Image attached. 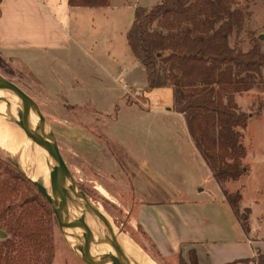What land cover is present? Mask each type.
Instances as JSON below:
<instances>
[{
	"label": "rangeland",
	"instance_id": "obj_1",
	"mask_svg": "<svg viewBox=\"0 0 264 264\" xmlns=\"http://www.w3.org/2000/svg\"><path fill=\"white\" fill-rule=\"evenodd\" d=\"M160 1L110 0V5L104 8L106 16L112 22V29L109 22L104 21L101 27L103 29L96 38L98 39L97 48L99 44L103 45V49L111 44L119 49V65L124 68L122 77L131 83L130 86L142 91V95L138 96L139 100L125 93L120 84L122 81L119 82L112 77L106 79L107 76L102 74L104 70L100 61L91 51L87 53L88 56L84 55L82 58L86 63L74 60L72 56L75 54L71 51L57 49L49 53L54 58L49 60L47 67L42 63L38 64L41 73L46 77V86L57 91L54 96L56 98L61 97L56 93H62L73 85L79 89L78 83L84 80L86 92L82 101L85 106H72L71 102L54 99L42 90V85L36 84L22 69H13L8 72L1 67V63L0 69L7 74L4 75L5 77L14 80L39 105L43 115L54 129L69 171L85 191L91 204L94 207H100L101 212L110 215L114 225L131 243L140 246L152 260L154 259L158 264H180V259L168 261L160 257L141 228L133 222L134 213L131 206L135 186L143 188L147 183L149 187H154V193H152L154 195L151 196L153 199L159 198V194L170 189L172 185L179 187V181L183 186L192 187L196 185L198 179L197 173H194L191 167L182 161L187 153H191L194 157L198 155L196 151L191 152L192 149H188L191 144L184 119L175 118V115H172L174 113L169 112L170 106L173 105L172 88H149L145 68L137 59L135 60L137 65L133 66L124 52L125 48L129 49V47L126 34L121 30L122 26L132 21L138 6L150 8ZM236 6L243 9L245 20L240 31L232 33L230 43L244 51L257 44L264 53V0H237ZM64 38L70 41V37L65 35ZM94 45L93 42L92 46ZM74 75L78 78L82 75L83 79H77ZM75 78L77 81H74ZM106 82L107 85L104 84ZM71 93L70 96H74L73 100L80 101L78 92ZM218 98L223 105L222 108L250 114L242 140L246 156L241 160V164L247 171L242 178L235 180L239 183L235 186L240 187L243 183L250 190L264 183V88L240 92L232 86L219 87ZM25 103L21 104L24 108L27 107ZM28 107L31 113L35 114L34 110ZM164 110L168 112L164 113ZM164 116H173L174 119L167 120ZM226 121L223 124L227 133H229L228 125L235 131L242 130L239 126H234L232 121ZM165 123L178 126V134L173 133L176 138L168 139L158 132L154 134L147 132L148 128ZM180 128L183 130L181 131ZM32 129L28 130L27 137L37 145L33 150L32 147L26 151L16 150L15 147L16 151H10L6 149L11 146L9 138L4 140L5 143L0 141V155L10 162L12 160L21 163L16 166L11 162L28 177H30L29 172L34 170L35 158L43 159L50 170L48 153L43 146L46 137L38 127L33 126ZM13 143L16 144V141ZM231 143L232 139L227 138L226 142L223 140L220 160L227 162L235 160L237 151L235 148L232 149ZM136 156L139 158L135 159ZM180 175H184V182L178 178ZM204 186L202 184L199 187ZM179 197H182V194ZM72 202L75 204L73 197ZM61 222L63 228L61 229L59 224L56 230L54 260L62 256L68 259L71 257L73 261L78 260L85 264L77 259L80 257L69 246L64 234L65 227H69L64 224V220ZM73 230L75 231L69 228L71 234L76 235ZM0 239H2L1 234Z\"/></svg>",
	"mask_w": 264,
	"mask_h": 264
},
{
	"label": "trees",
	"instance_id": "obj_2",
	"mask_svg": "<svg viewBox=\"0 0 264 264\" xmlns=\"http://www.w3.org/2000/svg\"><path fill=\"white\" fill-rule=\"evenodd\" d=\"M68 1L78 7L110 5V0ZM236 4L237 0H161L150 8L138 6L127 39L146 70L148 87L172 88L174 110L184 115L196 147L248 230L250 209L241 213L240 191L223 186L247 171L241 164L246 156L242 140L250 114L222 108L218 88L232 86L240 92L264 88V53L257 44L244 51L230 43L245 20ZM225 120L242 130L228 125L227 133ZM227 138L237 151L231 162L220 160ZM0 228L9 234L0 240V264H53L58 218L33 181L1 155ZM179 259L180 264H199L194 250L188 260ZM254 261L264 264V254L258 251Z\"/></svg>",
	"mask_w": 264,
	"mask_h": 264
},
{
	"label": "crops",
	"instance_id": "obj_3",
	"mask_svg": "<svg viewBox=\"0 0 264 264\" xmlns=\"http://www.w3.org/2000/svg\"><path fill=\"white\" fill-rule=\"evenodd\" d=\"M0 8V63L8 72L22 69L36 84L42 85V90L54 99L71 102L72 106H85L82 101L86 92L84 80L78 83L79 89L73 85L62 93H56L61 96L56 98L54 96L57 91L46 86V77L41 73L38 64L42 63L47 67L49 60L54 58L49 53L57 49L71 51L75 54L72 56L74 60L86 63L82 58L84 55L88 56L87 53L91 51L100 61L104 70L102 74L107 76L106 79L112 77L119 82L122 81L120 83L122 87L124 84L131 85L122 77L124 68L119 65V49L111 44L105 49L102 44L96 47L98 44L96 38L103 29L101 28L103 22H109L112 29V22L106 16L104 7L71 6L68 0H2ZM134 19L135 16L121 29L126 34L127 43V33ZM65 35L70 37V41L64 38ZM128 47L129 49L125 48L124 52L135 66L137 57L129 43ZM140 64L142 65L141 62ZM1 72L2 75H7L4 70ZM74 77L83 79L82 75L79 78L75 75ZM76 78L74 81H77ZM107 82L104 84L107 85ZM71 92H78L80 101L73 100ZM170 107L169 112H173L175 118L181 117L186 123L184 115L176 112L173 105ZM100 113L105 114L103 111ZM173 116L164 117L168 120L174 119ZM186 131L191 144L188 149H192L191 152L196 151L198 157L187 153L182 161L197 173L196 185L183 186L179 181V187L171 184L170 189L160 193L159 198L153 199L151 196L154 195L152 194L154 187H149L147 183L143 188L135 186L131 203L133 222L141 228L151 245L165 260L177 261L179 256L188 260L190 252L194 250L199 264H256L254 258L258 251L264 254V183L250 190L243 183L240 187L235 186L238 183L235 180L224 183V188L228 191H240L241 213L246 208L250 209L249 229L245 230L227 201L222 186L214 178L209 164L197 149L187 123ZM147 132L153 134L158 132L168 139H173L175 137L173 133L178 134V126L165 123L148 128ZM183 176H178L182 182L185 181ZM202 184L205 186L200 188ZM180 194L182 197H179ZM3 230L0 228L2 236L0 240L9 236ZM53 264L82 263L78 260L73 261L71 257L68 259L62 256L55 259Z\"/></svg>",
	"mask_w": 264,
	"mask_h": 264
},
{
	"label": "water",
	"instance_id": "obj_4",
	"mask_svg": "<svg viewBox=\"0 0 264 264\" xmlns=\"http://www.w3.org/2000/svg\"><path fill=\"white\" fill-rule=\"evenodd\" d=\"M0 84L3 85L11 95H15L21 99L19 103L13 102L17 108L16 115L9 110L0 108V120L9 125L22 127L27 134H29L28 130H37L35 128L32 129L33 126L38 127L46 137L43 146L49 157L50 181L53 182L54 190L61 196L60 200L62 199V202L55 200L52 192L49 191L44 183L32 177L29 178L51 204L59 224H61V229L63 228L62 220L67 223L66 225L70 229H75L73 233H76V236L82 241V248L73 246L68 238L65 237L75 254L88 264H137L129 259L122 248V252L120 253L112 248L107 249L106 246H100L102 244H108V242H113L119 246L121 245L117 237L110 236L105 232H98L89 223L87 218L88 210L90 208L96 209V207L91 204L87 194L69 171L67 163L61 153L53 127L45 118L35 100L19 85L9 80L1 73ZM22 102L23 104L25 102L27 103L26 108L21 105ZM28 106L34 110L35 114L31 113ZM71 195L75 200V204L71 201Z\"/></svg>",
	"mask_w": 264,
	"mask_h": 264
},
{
	"label": "bare ground",
	"instance_id": "obj_5",
	"mask_svg": "<svg viewBox=\"0 0 264 264\" xmlns=\"http://www.w3.org/2000/svg\"><path fill=\"white\" fill-rule=\"evenodd\" d=\"M20 101L21 99L19 97L11 95L9 91L3 85L0 84V108L9 110L11 113L16 115L17 108L15 107V103L13 102L19 103ZM0 133V141L4 142V140H8V138L10 140L11 146L6 148L7 150L16 151L18 149H23V151H26L29 150L31 147L32 150L33 148L37 147V145L30 141V139L27 137L26 131L16 126L13 127V125H9L2 120H0ZM1 136H3V139H1ZM13 141H16L17 146H15L16 144H14ZM15 147L17 148L16 150ZM21 159L23 160L22 156ZM11 162H13L16 166H19L21 164L12 160ZM29 174L30 177L44 183L49 189V191L52 192V195L55 200L61 202L59 193L54 190L53 182L50 181V170L48 164L43 159H34V170L32 172L30 171ZM87 218L89 220V223L95 230H97L98 232H105L110 236L117 237L121 245L119 246L113 242H108V244H102L100 246H106L107 249L112 248L120 253L122 252V248L128 255L129 259L136 262L137 264H158L154 259L152 260L147 254H145V252L140 246L131 243V241L125 236V234H123V232L120 231L114 225L110 215H108L106 212H101L100 207H96V209L90 208L88 210ZM64 224L66 225V223ZM64 234L73 246L77 248L82 246L79 237L76 235H72L69 231V228L65 227Z\"/></svg>",
	"mask_w": 264,
	"mask_h": 264
},
{
	"label": "built area",
	"instance_id": "obj_6",
	"mask_svg": "<svg viewBox=\"0 0 264 264\" xmlns=\"http://www.w3.org/2000/svg\"><path fill=\"white\" fill-rule=\"evenodd\" d=\"M123 88L125 90V93H127L128 95H131L132 97H136V99H140L138 96L142 95V91L140 89L137 88H133L132 86L128 85V84H124Z\"/></svg>",
	"mask_w": 264,
	"mask_h": 264
},
{
	"label": "flooded vegetation",
	"instance_id": "obj_7",
	"mask_svg": "<svg viewBox=\"0 0 264 264\" xmlns=\"http://www.w3.org/2000/svg\"><path fill=\"white\" fill-rule=\"evenodd\" d=\"M4 76V75H3ZM6 78H8L9 80H11V81H13L14 83H16L14 80H12V79H10L9 77H6ZM17 84V83H16ZM18 85V84H17Z\"/></svg>",
	"mask_w": 264,
	"mask_h": 264
}]
</instances>
